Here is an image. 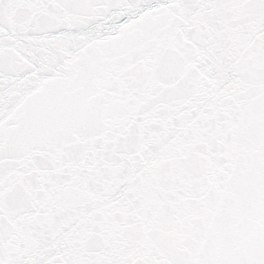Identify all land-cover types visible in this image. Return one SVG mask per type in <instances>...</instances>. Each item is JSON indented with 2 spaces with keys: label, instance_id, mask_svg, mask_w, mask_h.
Wrapping results in <instances>:
<instances>
[{
  "label": "snow or ice",
  "instance_id": "snow-or-ice-1",
  "mask_svg": "<svg viewBox=\"0 0 264 264\" xmlns=\"http://www.w3.org/2000/svg\"><path fill=\"white\" fill-rule=\"evenodd\" d=\"M0 264H264V0H0Z\"/></svg>",
  "mask_w": 264,
  "mask_h": 264
}]
</instances>
